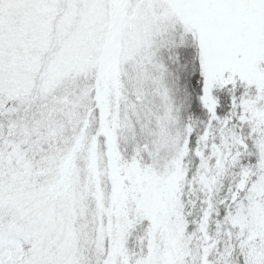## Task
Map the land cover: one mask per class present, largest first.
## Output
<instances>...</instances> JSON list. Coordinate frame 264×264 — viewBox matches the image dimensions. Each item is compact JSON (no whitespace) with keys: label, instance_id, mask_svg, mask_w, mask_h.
<instances>
[{"label":"snow or ice","instance_id":"obj_1","mask_svg":"<svg viewBox=\"0 0 264 264\" xmlns=\"http://www.w3.org/2000/svg\"><path fill=\"white\" fill-rule=\"evenodd\" d=\"M0 264H264V0H0Z\"/></svg>","mask_w":264,"mask_h":264}]
</instances>
